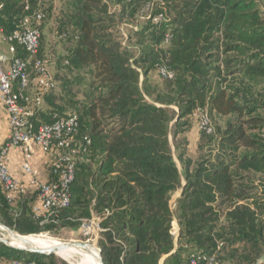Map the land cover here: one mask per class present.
<instances>
[{"label":"trees","instance_id":"16d2710c","mask_svg":"<svg viewBox=\"0 0 264 264\" xmlns=\"http://www.w3.org/2000/svg\"><path fill=\"white\" fill-rule=\"evenodd\" d=\"M45 1L0 0L3 34L39 12L42 30L52 11ZM64 7L59 29L64 38L71 30V47L58 66L74 76L62 83L64 95H52L56 86L41 95L46 109L36 107L35 124L77 117L70 203L40 225L29 201L9 203L0 191V225L33 236L100 218L102 264H257L264 257V0H64ZM122 24L132 26V45L118 39ZM17 55L26 57L18 47ZM153 71L159 83L150 81ZM196 109L212 124L213 116L227 120L212 134L195 121L190 158L187 139L177 138L192 128ZM14 262L59 264L54 255L0 244V264Z\"/></svg>","mask_w":264,"mask_h":264},{"label":"built area","instance_id":"2783aa9c","mask_svg":"<svg viewBox=\"0 0 264 264\" xmlns=\"http://www.w3.org/2000/svg\"><path fill=\"white\" fill-rule=\"evenodd\" d=\"M43 19L44 14L40 12L33 18H25L8 37L0 29V102L7 113L9 124L8 136L0 146V191L9 203H13L17 196L27 194L26 188L8 173L6 165L9 151L22 152L21 171L29 177V184L37 192L40 206L32 208V213L35 218H41L40 225L47 223L58 210L68 207L69 188L74 180V161L79 149L74 138L78 128L76 116L54 117L51 123L35 124V110L41 103V95L53 91L56 86L45 62L38 57ZM157 20H160V17L155 19ZM17 47L26 54L25 58L17 55ZM159 73L163 78L172 77L171 73L163 68H159ZM31 83L36 86L35 95L29 93ZM193 116L199 130L206 134L214 132L213 124L205 110L196 109ZM30 147L51 157L50 178L46 182L38 181V171L30 165ZM261 220L264 224V211ZM100 221V218L83 220L79 228L84 237L97 239L102 232ZM171 233L177 238L178 231L174 223ZM190 264L216 263L213 259L201 263L198 258H194Z\"/></svg>","mask_w":264,"mask_h":264},{"label":"rangeland","instance_id":"374dc122","mask_svg":"<svg viewBox=\"0 0 264 264\" xmlns=\"http://www.w3.org/2000/svg\"><path fill=\"white\" fill-rule=\"evenodd\" d=\"M45 2L51 3L52 11L51 13H46V18L42 25L41 51H42V56H43L45 65L49 73L51 74L52 78L56 82V89L52 92V95L56 97H60L61 95L65 94V92L62 91V87H61L62 83L64 82L65 79H69L68 81H71L70 80L71 77L74 76V74H72L69 70L65 69V71H63V69L62 68L59 69V66H58L59 59L66 56L67 51L71 47V42L68 40V38L72 35V33H71V30H69V33H70L69 37L64 38L63 36H61V32L59 29L60 24L63 21L62 13L65 8L64 0H46ZM112 9L114 10V7H112ZM131 27L132 26L130 24H122L119 27L120 32H119L118 39L122 42L123 45H132L134 43L133 41H130V42L127 41V38L131 35ZM63 73L66 74L65 77H63ZM149 79L151 82H154V83H159L161 81V78L156 71H153L149 74ZM31 90H32L33 95L37 93V91L33 89ZM72 91L76 99H79V100L82 99V88L81 87L73 85ZM39 107L41 110H45L46 104L45 103L40 104ZM66 111L68 113L71 112L69 109H66ZM226 120L227 118L225 117H219V116L212 117V122L216 126V128L217 127L223 128ZM195 121L196 120H193L192 128L197 129ZM189 132L190 131L186 133L184 132L183 134L179 135V137L177 138L178 143L182 141L183 138L188 139L187 137L189 136L188 135ZM174 160L176 162L178 169L181 170V164L177 160L176 155H174ZM180 192H181V189L176 191L171 197L170 206L172 210L176 209V200L179 198ZM176 230L178 231V228H176ZM33 236L55 240L56 242L59 243V246L63 244L87 243L98 249L99 235L97 239L86 238L84 237L83 232L81 231L80 228H77L76 230L62 229V230L54 231L53 233H42V234L33 235ZM96 254L98 253L96 252ZM55 257L59 261V264H78L79 263V258L77 256H72L65 260L59 258L57 255ZM79 257H81V255ZM257 264H264V257L259 259Z\"/></svg>","mask_w":264,"mask_h":264},{"label":"crops","instance_id":"0c3cea01","mask_svg":"<svg viewBox=\"0 0 264 264\" xmlns=\"http://www.w3.org/2000/svg\"><path fill=\"white\" fill-rule=\"evenodd\" d=\"M2 49L4 50V46H2ZM31 89L36 91V86L34 85V83H31L29 87V93L30 95H33ZM8 133H9L8 116L3 105L0 102V146L5 142ZM188 135L189 136L187 137L188 138L187 155L190 158H195V153L197 149V139H198L197 129L191 128ZM30 151L32 153L30 159V165L32 166V168L38 171V176H37L38 181L39 182L48 181L50 178L49 164L51 161V157L42 154L34 147H30ZM22 163H23L22 152L15 150H11L8 152L7 161H6L8 173L11 175V177H13L19 183H21L26 188L27 191V194L20 198L29 201L28 206H30L31 208L39 207L40 202L37 196V192L35 188L29 184V177L21 171ZM20 198H16V201H18ZM175 226L176 228H178L176 222H175ZM160 264H162V261Z\"/></svg>","mask_w":264,"mask_h":264},{"label":"bare ground","instance_id":"6f19581e","mask_svg":"<svg viewBox=\"0 0 264 264\" xmlns=\"http://www.w3.org/2000/svg\"><path fill=\"white\" fill-rule=\"evenodd\" d=\"M0 238L5 239V240L10 239L8 241L13 246L18 247V248L31 247L35 249H51V248L59 246V243L56 242L55 240L35 237V236H27V237L24 236L25 241H27L28 243L25 245L17 237L13 236L9 231L1 227H0ZM29 243L33 247L30 246ZM56 255L59 258L64 259V260L72 256H77L79 258L78 264H100L98 260V254H96V251H94L92 248L89 251V250H86L84 248H80L77 246H70L66 249H63L57 252ZM80 255L81 257H79Z\"/></svg>","mask_w":264,"mask_h":264},{"label":"water","instance_id":"95a60500","mask_svg":"<svg viewBox=\"0 0 264 264\" xmlns=\"http://www.w3.org/2000/svg\"><path fill=\"white\" fill-rule=\"evenodd\" d=\"M183 187H184V185H183ZM0 227L9 231L13 236L17 237L23 244H25V245L28 244L27 241H25L24 236H21L15 232L3 227V226H1V225H0ZM0 244L4 245L10 249L19 250V251L29 253V254H33V255H54V256H56L57 252H59L63 249H66L70 246H77V247L84 248V249L89 250V251L92 248L94 251H96L98 253V260H99L100 264H102L101 253H100L99 249L92 247L87 243L63 244V245H60L58 247H54L51 249H35V248H31V247H29V248L28 247L27 248H18V247L13 246L8 240L0 238Z\"/></svg>","mask_w":264,"mask_h":264}]
</instances>
